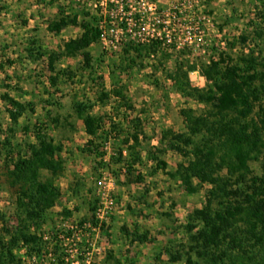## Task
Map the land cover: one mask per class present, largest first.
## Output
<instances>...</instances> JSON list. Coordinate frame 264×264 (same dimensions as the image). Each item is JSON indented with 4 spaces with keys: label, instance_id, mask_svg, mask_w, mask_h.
I'll return each mask as SVG.
<instances>
[{
    "label": "trees",
    "instance_id": "1",
    "mask_svg": "<svg viewBox=\"0 0 264 264\" xmlns=\"http://www.w3.org/2000/svg\"><path fill=\"white\" fill-rule=\"evenodd\" d=\"M82 15L80 19L79 15L65 13L59 7L55 18L48 21V31L58 33L71 25L80 27L81 33L64 41L59 51L46 50L36 38L30 39L26 47L27 58L36 62L46 56L55 63L62 57L81 55L82 67L93 71L89 47L101 40L99 25L102 17L98 15V9L96 13L83 11ZM248 26L253 28L252 34L239 35L228 42L230 50L240 46L239 53L232 55L229 51H221L217 58L212 57L200 68L205 81L203 87L191 83L189 72L196 70L194 65L180 63L176 71L168 75L177 93L203 107L180 110L185 130L162 132L161 142L167 141V144L149 153L150 159L155 161L153 172L162 170L168 177L177 179L188 194H195L204 185H209L205 204L186 216L183 227L187 243L171 253L173 262L264 264V160L260 163L261 174H256L250 166V162L260 161L264 154V49L259 48L264 44V9L256 14L255 20L249 21ZM248 40L259 50L244 47ZM161 47L159 40L125 45L121 51L120 70L123 72L141 65L146 55ZM57 74L66 75L73 81L76 71L58 69ZM111 78L113 85L110 89L100 82L98 101L103 103L112 97L123 111L117 115L118 121L110 119L107 131L102 117L92 113L95 101L73 99V110L83 122L85 133L91 136L81 150L96 157L94 170L98 171L104 165L107 143L112 138L110 145L115 162L121 164L114 173L116 180L125 186L143 183L144 177L138 167L142 163L139 147L146 138L141 118L144 111L137 110L130 101L127 87L117 82L114 71ZM4 86L10 88L8 84ZM0 99L11 122L8 130L0 126V186L13 196L16 220L12 228L0 227V264H37V259L49 255L52 239H44L45 233L38 230L50 218L60 195L55 177L65 169L63 145L55 142L46 127L48 124L57 127L61 115L47 111V123L36 119L34 123L21 125L23 116L35 114L34 103L20 101L8 90L0 94ZM48 104L60 106L55 101ZM64 120L73 127L67 117ZM18 128L26 136L32 133L34 137V141L29 137L23 139V154H15L13 149ZM168 150L176 151L183 158L174 171L166 170L167 163L161 157ZM78 185L76 183L72 188L73 194L78 193ZM95 201L97 204L90 205L93 212L99 206V199ZM62 214L69 218L72 211L63 209ZM86 224L89 228L85 227ZM103 227L104 222L93 214V220L88 223L80 221L74 231L85 235L90 234L92 228L101 230ZM122 230L130 235L132 243L148 240L147 231H129L125 226ZM67 234L72 236V231ZM53 240L62 241L57 235ZM57 243L52 245L53 250L59 248ZM20 250L22 256L17 254ZM57 261L59 264L66 262L63 256L57 257ZM102 264L122 263L114 251H109Z\"/></svg>",
    "mask_w": 264,
    "mask_h": 264
},
{
    "label": "rangeland",
    "instance_id": "2",
    "mask_svg": "<svg viewBox=\"0 0 264 264\" xmlns=\"http://www.w3.org/2000/svg\"><path fill=\"white\" fill-rule=\"evenodd\" d=\"M97 1L0 0V94L8 90L14 98L34 103L35 114L23 116L21 125L34 123L36 119L47 123V111L61 115V123L57 127L52 124L46 127V132L55 142L63 145L65 169L55 177L60 195L48 222L38 232L50 236L63 232L65 235L61 243L54 242L52 238L49 255L37 259V264H59L57 257L62 256L66 261L64 264H102L109 251H114L122 264H183L171 261L170 255L180 245L187 243V233L183 227L186 216L205 204L209 185H204L195 194L186 193L177 179L168 177L162 170L153 172L155 161L150 159L149 153L167 144V141L161 142L163 131L185 130L180 116L182 108L198 109L203 105L177 93L168 75L174 73L180 63L194 65L196 70L189 72L191 83L203 87L205 81L200 68L212 57L217 58L221 51H229L232 55L241 51L240 46L230 50L228 42L239 35L252 34L253 28L248 23L255 20L256 14L264 9V0H197L195 6L182 4L183 31L185 27L193 25L192 18L199 21L197 25L201 32L196 33L193 43L162 45L157 52L146 55L141 65L123 72L119 68L121 51L125 46L123 43L114 49H108V44L103 41L92 44L89 51L92 54L93 71L82 67L81 55L62 57L55 63H51L46 56L36 62L27 58L26 47L30 39L36 38L46 50L59 51L65 39L78 35L80 29L74 26L65 27L61 33L47 30L45 25L57 14L59 7L65 13L77 14L82 19L83 11L95 13ZM156 2L160 10L171 9L170 0ZM33 13L34 19L29 21ZM255 45L248 40L244 47H252L257 51L259 48L264 49V44H260L258 49ZM58 69H72L76 71V76L73 81L69 80L66 75L59 76ZM112 71L117 82L127 87V96L137 110L144 111L141 118L146 138L139 147L142 163L138 167L144 177L143 183L125 186L116 180L114 173L118 172L121 164L115 162L110 145L112 138L107 143L104 165L98 171L94 170L97 166L96 157L81 150L91 140V136L85 133L83 122L73 110V99L77 97L95 101L92 113L102 117L104 130L107 131L110 119L118 121L117 115L123 111L112 97L103 103L98 101L100 82L108 89L113 85ZM5 84L10 85V88H6ZM53 101L60 106L48 104ZM64 117L73 127L66 123ZM0 126L3 130L11 126L1 99ZM28 137L34 141L32 133L26 136L18 128L13 139L15 154L24 153L23 139ZM161 157L167 163V171H174L183 161L182 156L173 150H168ZM261 160H264V154L260 161L250 162L256 174H261ZM1 161L0 155V165ZM120 179L122 181L123 178ZM76 183H79V191L73 194L72 188ZM96 199H99V205L105 206L102 219L97 211L93 212L90 208V205L97 204ZM63 209L72 211L71 217H64ZM93 214L104 222L103 229H92L90 234L85 235L74 231L80 221L88 223L93 220ZM2 225L12 228L16 220L13 196L0 186V227ZM123 226L129 231H147L148 240L132 243L130 235L122 230ZM85 227L89 228V225ZM68 231H72V236L67 234ZM54 243L59 248L53 250ZM17 254L22 256L23 251H17Z\"/></svg>",
    "mask_w": 264,
    "mask_h": 264
},
{
    "label": "built area",
    "instance_id": "3",
    "mask_svg": "<svg viewBox=\"0 0 264 264\" xmlns=\"http://www.w3.org/2000/svg\"><path fill=\"white\" fill-rule=\"evenodd\" d=\"M197 0H170L171 9L160 10L156 0H98L95 3V13L102 17L100 29L101 40L107 48H116L120 44L140 43L148 44L151 40H159L162 45L192 44L196 33L200 34L198 19L192 26L182 29L184 3L195 6ZM125 35L129 38L126 39ZM111 203V200H109ZM105 204V203H103ZM105 206L99 205L97 214L100 219ZM88 228V227H87ZM93 229V228H92ZM94 230V229H93ZM61 232L52 236L45 233L44 239H52L57 235L62 239Z\"/></svg>",
    "mask_w": 264,
    "mask_h": 264
},
{
    "label": "crops",
    "instance_id": "4",
    "mask_svg": "<svg viewBox=\"0 0 264 264\" xmlns=\"http://www.w3.org/2000/svg\"><path fill=\"white\" fill-rule=\"evenodd\" d=\"M39 14H41V12H39ZM42 14H44V13H42ZM31 16H33V18L32 19H29V21H33V19H34V17H35V15H34V13L33 14H31ZM56 16V15H55ZM55 16L54 17H52V19H54L55 18ZM47 24H48V22H47ZM47 24L45 25V27L47 28ZM71 26V25H70ZM74 27H76V26H74ZM76 28H78V29H80V27H76ZM64 29V28H63ZM63 29L60 31V32H58V33H61L62 31H63ZM48 30V29H47ZM51 32V31H50ZM79 33H78V35L81 33V29H80V31H78ZM52 33H56V32H52ZM78 35H75V36H73L72 38H75L76 36H78ZM66 40H68V39H65V41Z\"/></svg>",
    "mask_w": 264,
    "mask_h": 264
}]
</instances>
